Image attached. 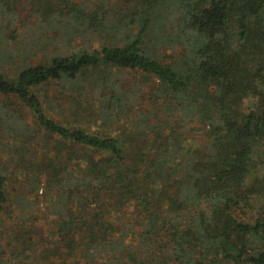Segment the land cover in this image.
<instances>
[{"label": "trees", "instance_id": "16d2710c", "mask_svg": "<svg viewBox=\"0 0 264 264\" xmlns=\"http://www.w3.org/2000/svg\"><path fill=\"white\" fill-rule=\"evenodd\" d=\"M1 17L0 225L26 177L55 230L0 234V264H264V0H0ZM60 82L68 100L43 103Z\"/></svg>", "mask_w": 264, "mask_h": 264}, {"label": "rangeland", "instance_id": "374dc122", "mask_svg": "<svg viewBox=\"0 0 264 264\" xmlns=\"http://www.w3.org/2000/svg\"><path fill=\"white\" fill-rule=\"evenodd\" d=\"M90 2H93V0H90ZM119 4H123L124 0H118ZM91 6V5H90ZM1 21H6V22H1L0 25V38H3L5 40L12 41L11 43L14 44V36L10 34V28L4 27L3 25L7 24L8 21H10L9 18L6 17H1ZM13 21H18L17 19H14ZM32 21V20H30ZM4 23V24H3ZM30 24H32L30 22ZM20 27L16 28L17 29V34L22 33L19 29ZM14 34V33H13ZM50 37H55L56 34L50 33ZM82 41L80 40L79 37H75V45H80ZM57 45L61 46L60 42L57 41ZM93 47H98L99 44L97 42H93L92 44ZM165 55H170V53L162 50ZM180 53V49L178 51ZM34 64L40 63L45 61L44 56H37V58L33 59ZM138 75H135L131 72H125L122 74V79L123 81L125 80L126 83H128V87H131V85L138 84L140 79L137 77ZM64 85H67L65 82H60V83H52L49 85H46L39 91V97L41 98V101L43 103H50L53 105H57V103H51L52 101H56V98L58 95H62V98L67 101L68 100V92L63 91L62 87ZM149 88L152 87V83H149ZM147 88V87H146ZM77 97V95H76ZM51 101V102H50ZM145 105H147L148 110H152V103L150 100H144ZM67 104H63V107H66ZM250 102L245 100L242 102L240 105L239 104H234L233 105V110L235 115H238L241 111L242 112H247L250 108ZM241 112V113H242ZM154 117L156 118L155 120H158L159 115L155 114ZM191 130V129H190ZM191 136L197 139L198 143L200 144L203 139V137L198 133H194L195 131L191 130ZM1 160V159H0ZM25 179V180H23ZM23 179L15 182H8V188L7 191L9 193V201L7 208H5V213L2 217V222L0 225V234L3 235L1 236L2 242L4 245H7L9 241L12 239L14 240L15 238L20 239V234L22 230V225L24 224L26 227L30 228L31 231V241L33 239V242L36 243V245L42 246L45 245L46 240L51 237V233L55 230L53 225L51 224L52 217L48 216L47 213V206L49 199L48 197H44L43 193L41 190L38 192H32L27 185V179L24 177ZM14 231V234L11 232Z\"/></svg>", "mask_w": 264, "mask_h": 264}]
</instances>
